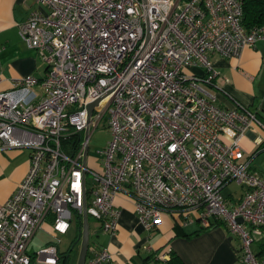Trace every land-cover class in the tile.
Wrapping results in <instances>:
<instances>
[{
	"label": "built area",
	"instance_id": "obj_1",
	"mask_svg": "<svg viewBox=\"0 0 264 264\" xmlns=\"http://www.w3.org/2000/svg\"><path fill=\"white\" fill-rule=\"evenodd\" d=\"M33 1L39 7L18 28L45 73L0 91V149L30 150L26 175L0 203V264H57L60 236L84 208L115 233L120 193L146 230L165 214L182 225L224 224L240 239L241 260L264 264V240L252 249L264 238V171L251 168L264 122L235 99L218 105L203 86L221 87L211 53L239 57L264 39V24L244 27L243 0ZM104 117L110 138L91 167L89 137ZM232 181L243 188L238 198L222 195ZM48 220L53 241L29 253ZM110 257L98 247L84 264Z\"/></svg>",
	"mask_w": 264,
	"mask_h": 264
},
{
	"label": "crops",
	"instance_id": "obj_2",
	"mask_svg": "<svg viewBox=\"0 0 264 264\" xmlns=\"http://www.w3.org/2000/svg\"><path fill=\"white\" fill-rule=\"evenodd\" d=\"M38 7L33 0H0V91L10 89L14 78L28 74L41 78L45 73V64L37 51L23 41L18 28V24ZM210 59L220 75L228 78L223 82L219 76L216 81L221 87L203 85L216 103L229 108L235 99L254 110L264 122V39L243 48L239 57L211 53ZM189 71L203 73L198 67H191ZM29 157L28 148L0 149V203L13 193L26 175ZM115 205L120 211L115 233L105 230L97 233L101 227L95 219L93 229L98 243L89 244L86 258L98 247H105L111 257L103 264H245L239 255V237L224 224L208 228L197 222L182 225L170 214H165L157 227L146 230L134 211L132 197L120 193L115 197ZM48 221L43 224L48 236L45 245L54 239ZM79 235L75 220L67 233L60 236V242L72 241L77 236L76 242L80 244ZM63 250L58 249L59 252Z\"/></svg>",
	"mask_w": 264,
	"mask_h": 264
},
{
	"label": "rangeland",
	"instance_id": "obj_3",
	"mask_svg": "<svg viewBox=\"0 0 264 264\" xmlns=\"http://www.w3.org/2000/svg\"><path fill=\"white\" fill-rule=\"evenodd\" d=\"M110 129L107 125V117H104L99 125L93 130L92 134L89 137V146H88V163L89 166H95L97 164V160L101 158L100 150L103 149V147L106 145L108 139L110 138ZM242 144L245 149V154L250 155L256 148V145L253 143V140L251 139V136L246 135L243 140ZM251 168L262 172L264 171V150L260 151L257 155L254 156L251 163ZM243 188L241 185L236 183L235 181L230 182L226 187L222 190V195L224 197L231 198V195L234 198H238L240 194L242 193ZM76 221L77 218L75 219ZM75 220L73 222H75ZM72 222V223H73ZM88 222L90 226V234H89V244L90 246L96 245L98 243L97 234L94 233V225L96 223V220L92 216H88ZM48 236L46 233V230L42 227L40 228L37 233L34 235L30 245H29V253L33 254L40 248H42L45 244V241L47 240ZM78 237H74L72 241H69V239H66L64 241H61L58 244V249L66 251L69 253V258L67 261V264H76L78 260L79 250H80V244L77 243ZM264 240V238L260 237L257 238L252 243V249L255 250L260 242ZM66 245V247H64ZM71 246V247H70ZM71 248V250H68Z\"/></svg>",
	"mask_w": 264,
	"mask_h": 264
},
{
	"label": "trees",
	"instance_id": "obj_4",
	"mask_svg": "<svg viewBox=\"0 0 264 264\" xmlns=\"http://www.w3.org/2000/svg\"><path fill=\"white\" fill-rule=\"evenodd\" d=\"M242 21L246 29H250L254 26L264 24V0H243ZM76 218L78 220V225L80 230L82 222L80 217H76ZM68 250H71V248H69ZM68 258H69L68 252L66 251L59 252L57 264H67Z\"/></svg>",
	"mask_w": 264,
	"mask_h": 264
},
{
	"label": "water",
	"instance_id": "obj_5",
	"mask_svg": "<svg viewBox=\"0 0 264 264\" xmlns=\"http://www.w3.org/2000/svg\"><path fill=\"white\" fill-rule=\"evenodd\" d=\"M97 101L92 102L90 104H88V112L90 114L92 107L96 104ZM86 161V152L83 158V164H85ZM239 221H241V219H239ZM81 228H80V235H79V239H80V250H79V255H78V260L76 264H84L86 256H87V250H88V246H89V234H90V230H89V224H88V215L86 213V210L84 208L82 216H81ZM101 229H99L97 231V233L99 231H101Z\"/></svg>",
	"mask_w": 264,
	"mask_h": 264
}]
</instances>
